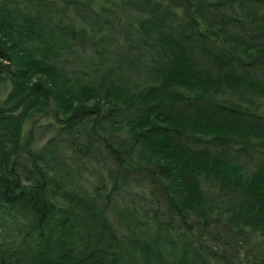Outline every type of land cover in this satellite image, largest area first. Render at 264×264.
<instances>
[{
  "label": "trees",
  "instance_id": "trees-1",
  "mask_svg": "<svg viewBox=\"0 0 264 264\" xmlns=\"http://www.w3.org/2000/svg\"><path fill=\"white\" fill-rule=\"evenodd\" d=\"M257 98L264 0H0V264H264Z\"/></svg>",
  "mask_w": 264,
  "mask_h": 264
},
{
  "label": "rangeland",
  "instance_id": "rangeland-1",
  "mask_svg": "<svg viewBox=\"0 0 264 264\" xmlns=\"http://www.w3.org/2000/svg\"><path fill=\"white\" fill-rule=\"evenodd\" d=\"M117 8H118V6H116ZM256 101L257 102H260L261 103V111L262 112H264V98H257L256 99ZM53 121V119H46V122L44 121V123L41 125L42 127H44V125L46 126V125H48L49 123H51ZM36 131H37V129H36ZM41 134V135H40ZM54 134V131H48L47 133H41L40 131H38L37 132V135H38V138L40 139L39 140V143L40 144H43L44 142H45V140L49 137V136H51V135H53ZM94 160V159H93ZM248 165H250V163L248 162L247 163ZM139 184L141 185V186H143V185H145V189H147V186H148V184L146 183V181L144 180V181H139ZM132 191H133V193L135 192V190L132 188L131 189ZM141 191L143 192V194L144 193H146L147 191H145V190H143V189H141ZM139 195H140V192H139V190H138V192H137ZM146 195V194H145ZM131 202V200L129 201V203ZM153 204H155V203H153ZM161 204V203H160ZM160 204H159V207H160ZM133 205V204H132ZM156 205V204H155ZM135 206V205H134ZM148 206H151L150 204H149V202L147 201L146 203H145V205L143 206L144 208L143 209H148ZM163 208H164V206H163ZM162 207H160L159 208V213H162V212H164V209H163ZM146 217H148V218H145V220H148V222H149V216L147 215V213L146 214H144ZM161 220H165V218L164 217H161L160 218ZM142 220H144V218L142 219ZM150 223V222H149ZM145 225H147L148 226V229H150L149 231H151V229H152V223H150V224H145ZM152 231H154V230H152ZM182 232H183V230H180V229H178L177 230V232L175 233V232H171L172 234H171V237H175L176 235H182ZM186 237H187V239L188 240H192L193 241V244L194 245H198L200 242H199V240H198V234H199V231L194 227V226H191L190 228H187L186 229ZM177 237V236H176ZM205 244H208V245H211L212 243H211V241L209 240V237H204L203 238V245H205ZM250 244L251 245H255L256 244V240L254 239V240H252L251 242H250ZM250 244H249V247H251L250 246ZM244 256H242V255H240L239 256V259H240V261L242 262V263H244V264H257V262H250L251 261V259L252 258H248L247 259V257H245V258H243ZM245 259H247V260H245Z\"/></svg>",
  "mask_w": 264,
  "mask_h": 264
}]
</instances>
